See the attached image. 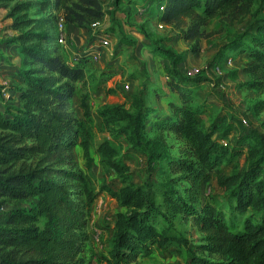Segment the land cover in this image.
Returning <instances> with one entry per match:
<instances>
[{"label": "trees", "instance_id": "obj_1", "mask_svg": "<svg viewBox=\"0 0 264 264\" xmlns=\"http://www.w3.org/2000/svg\"><path fill=\"white\" fill-rule=\"evenodd\" d=\"M106 1L39 0L40 9L42 12L48 9L47 14L39 19L27 16L13 22L14 26H28L39 20L43 28L39 32L26 30L14 39L21 42V53L27 55L29 65H36L21 70L14 68L13 77L23 83L13 88L22 104L5 103L0 108V199L9 197L22 203L33 199L34 202L5 214L0 225V264H93L80 255L86 238L83 227L87 223L81 195H85L90 205L95 192L90 174L74 170L73 148L79 141L87 163L90 162L89 148L95 127L108 133L96 148L98 163L105 172L115 170L121 179L120 187L102 185L101 190L126 208L117 213L112 259L106 258L105 264L135 262L148 243L163 246L175 239L176 219L181 225L190 221L201 233L196 247L205 257H196L198 264H264V176L258 164L263 156L236 175L220 174L216 165L223 151L212 137L215 124L212 121L205 125L200 106L192 102L188 88L182 85L180 79L184 74L178 69L180 60L175 53L159 44L157 55L172 63V74L166 83L174 95L169 97V114L149 106L146 89H152L153 83L133 93L128 107L102 105L98 109L101 126L88 122L86 94L80 96L83 117L79 118L71 109L77 90L74 84L87 77L86 63L81 58L71 63L59 54L57 33L46 25L55 23L58 31L61 18L64 27L90 29L107 12ZM121 1L113 0L114 6ZM153 2L154 8L158 4V21L177 30L191 45L192 52L197 51L201 39L215 33L207 31L212 21L232 24L250 18L244 31L216 55L221 56L228 48L246 54L248 62L244 71L255 75L247 85L264 90V0ZM19 7L17 4L14 8ZM144 7L151 14L148 6ZM35 38L39 44H25ZM46 40L52 42L48 48L40 44ZM152 90L157 97L163 95L158 89ZM172 137L185 147L181 157L163 152L166 149L163 139ZM122 146L126 149L121 153ZM129 151L145 156L147 167L156 161L169 163L171 171L177 173L176 180L188 184L180 191L166 184L154 186L149 180L136 184L128 178L125 154ZM67 163L70 168L63 167ZM208 171L216 173L226 196L235 198L238 211L243 212L246 207L261 211L260 220L246 219L241 231L232 230L222 209L199 198L200 185ZM155 194L160 200H155ZM179 238L185 242L182 235Z\"/></svg>", "mask_w": 264, "mask_h": 264}, {"label": "rangeland", "instance_id": "obj_2", "mask_svg": "<svg viewBox=\"0 0 264 264\" xmlns=\"http://www.w3.org/2000/svg\"><path fill=\"white\" fill-rule=\"evenodd\" d=\"M17 4H20V7L14 8ZM110 5L108 4L109 7ZM117 7L115 9L118 11L112 9L114 14H107L96 27L77 29L70 26L67 30L64 27L63 37L58 34L55 23L46 25L57 33L58 40H64V43H61L63 40L58 43L62 45L60 50L64 49L68 62L72 63L81 58L86 63V79L74 84L77 90L70 107L75 115L83 117L80 96L86 94L90 113L88 122L101 126L98 109L102 105L130 103L132 93L124 90L127 83L133 91L152 83L162 87L166 85L172 74V63L170 59L157 55L160 44L179 57L178 69L184 74L183 79H179L183 81L182 85L188 88L192 102L200 106L205 125L209 126L212 121L215 124L216 130L212 137L222 146L223 151V157L216 165L220 174L236 175L263 156L258 164L260 174L264 176V90L247 85L255 75L244 71L248 62L246 54L236 53L228 48L221 56L216 55L218 51L224 50V46L229 44L234 36L244 31L250 18L232 24L212 21L207 31L215 33L200 40L197 51L192 52L191 45L181 38L177 30L166 26L159 27L158 4L155 8H150L151 14H148L145 24L142 23L141 26V23L134 21L135 15L139 13V6L126 8L119 4ZM47 12L48 9L42 12L39 0H0V108L5 103L13 106L22 104L19 93L13 89L23 86L22 81L7 77L2 72L3 67H11L13 72V68L21 70L36 65H29L27 55L21 53V42L14 39L26 30L39 32L43 28L39 25V20L28 26H14L13 22L27 16L39 19ZM103 37L109 40L108 47L101 44ZM30 43L39 44V40L35 38L25 44ZM40 44L48 48L52 42L46 40ZM95 55L97 59L94 58ZM94 129V140L89 148L90 162L87 163L88 159L79 141L73 148V168L76 172L90 174L95 192L90 205L86 202L85 195H81L87 223L83 227L86 238L80 255L90 259L93 264H105L106 258L112 259L117 213L126 211V208L120 207L116 199L101 190L102 185L120 187L121 179L115 170L105 172L102 166L96 163V148L108 133L100 132L97 127ZM225 138L229 141L228 146L221 143ZM179 143L173 137L164 138L165 146L161 143V146L166 148L163 150L164 154L167 155L168 152L181 157L185 154V147ZM154 147L157 149V145ZM125 149L126 146H122L121 153ZM125 160L129 165L128 178L136 184L149 180L154 186L166 184L178 188L179 191L182 186L188 184V181L176 180L177 173L171 171L169 163L164 165L161 161H156L147 167L145 156L132 151L125 154ZM69 166L68 163L63 165L64 168ZM216 176L214 171L206 173L200 185L199 198L222 209L234 231H241L246 219L258 222L261 211L251 207H246L243 212L238 211L235 208V198L229 199L226 196V191L218 184ZM76 197L74 195V198ZM155 200H160V196L155 194ZM33 202V199L26 203L15 202L9 197L0 199V225L3 224L7 212L14 208L29 207ZM173 231L177 236L175 239L163 246L148 243V247L143 248L135 262L122 260L121 264H198L195 258L205 257L196 247L200 244L201 233L190 221L181 225L177 219L173 221ZM179 235L185 238V242L181 241Z\"/></svg>", "mask_w": 264, "mask_h": 264}, {"label": "crops", "instance_id": "obj_3", "mask_svg": "<svg viewBox=\"0 0 264 264\" xmlns=\"http://www.w3.org/2000/svg\"><path fill=\"white\" fill-rule=\"evenodd\" d=\"M108 4H111L110 5V7L108 6ZM120 6L121 5H124L126 8H130L131 6H133V5H135V6H139V13L137 14V15H135V19H134V21L135 22H139V23H141L140 25H142V23H144L145 24V22H146V20H147V16H148V14L149 13H147V11H144V6H148V10H150V8H152V7H154V2H153V0H132V1H130V3H129V1H126V0H123V1H121L120 3ZM118 4V5H119ZM107 5V6H106ZM117 5V6H118ZM117 6H114V4H113V0H107L105 3H104V8L107 10V12L105 13V15L101 18V20L102 19H104L105 17H107L108 15L107 14H114L113 13V10L112 9H115V8H118ZM116 11H118L117 9H115ZM143 24V25H144ZM68 27H70V25H67L66 27H65V29L67 30V28ZM73 27V26H72ZM75 28V27H74ZM77 29H79V28H77ZM181 35V34H180ZM145 36V35H144ZM144 38V37H143ZM181 38H182V36H181ZM183 39V38H182ZM203 39H207V38H203ZM60 40H63L62 38H60L59 40H57V46H58V52H59V54H61L65 59H67L66 58V56H65V52L63 51L64 49H62V51L60 50V47L61 48H63L62 47V45H59V43H58V41H60ZM184 40V39H183ZM202 40V39H201ZM61 42V41H60ZM187 42V41H186ZM61 43H64V40H63V42H61ZM188 43V42H187ZM228 58H225V60H227ZM4 68V70L2 71L4 74H6L7 75V77H10V78H14L13 77V72H11L12 71V69H11V67H3ZM11 69V70H10ZM13 70H14V68H13ZM181 70V69H180ZM15 80H16V78H14ZM153 88H155V89H158L160 92L159 93H161V94H163L161 97H157V96H155L154 95V93H153ZM152 89H151V87L147 90V92L149 93V98L147 99V102H148V104H149V106H151L153 109H155V110H157V111H159V112H163V113H166V114H169V109H168V102H169V97L170 96H174L173 95V92L170 90V88L168 87V86H166V85H164L163 87L162 86H159V85H156L155 84V86L154 87H152ZM124 90H126V91H130L132 94L133 93H135V92H137V90H131L130 89V87H129V85H128V83L124 86ZM131 94V95H132ZM128 103L125 105L126 107H128ZM96 163L98 164V157H97V161H96Z\"/></svg>", "mask_w": 264, "mask_h": 264}, {"label": "built area", "instance_id": "obj_4", "mask_svg": "<svg viewBox=\"0 0 264 264\" xmlns=\"http://www.w3.org/2000/svg\"><path fill=\"white\" fill-rule=\"evenodd\" d=\"M97 25H99V21H95L91 26L92 27H96ZM164 25L162 22H159V27L162 28ZM63 33H64V26L62 24V19L59 18L58 20V34L63 37ZM101 44L103 45V47H108L109 45V40L106 37L101 38ZM95 59H97V56H94ZM227 61L230 63L231 60L227 59ZM218 70V67L216 68ZM221 143L223 144V146H228L229 142L228 140L224 139L221 141ZM1 209V208H0Z\"/></svg>", "mask_w": 264, "mask_h": 264}]
</instances>
